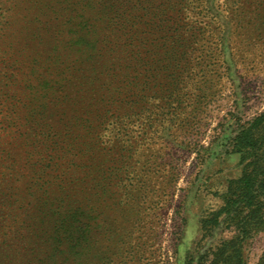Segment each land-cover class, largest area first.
<instances>
[{
    "label": "rangeland",
    "instance_id": "374dc122",
    "mask_svg": "<svg viewBox=\"0 0 264 264\" xmlns=\"http://www.w3.org/2000/svg\"><path fill=\"white\" fill-rule=\"evenodd\" d=\"M16 1L0 25V264H212L240 237L213 219L242 174L228 141L264 111V0H105L87 36L46 12L37 28ZM241 238L264 264V228Z\"/></svg>",
    "mask_w": 264,
    "mask_h": 264
},
{
    "label": "trees",
    "instance_id": "16d2710c",
    "mask_svg": "<svg viewBox=\"0 0 264 264\" xmlns=\"http://www.w3.org/2000/svg\"><path fill=\"white\" fill-rule=\"evenodd\" d=\"M36 6V14L30 19L37 28L41 23V13L60 17L63 21L75 24L79 33L87 36L98 27L107 16L105 0H31ZM185 1L192 5L199 0ZM18 1L4 0L0 5V25H8ZM21 1H19L20 3ZM111 3V2H110ZM182 4V3H181ZM6 5L7 9H3ZM183 5V4H182ZM185 5V4H184ZM183 5V6H184ZM187 7V6H185ZM194 7V6H193ZM115 8V7H113ZM195 9V8H193ZM10 12L9 14H7ZM118 15V10L112 11ZM107 15V16H106ZM231 154L240 156L241 177L230 182L224 197L222 208L215 214L213 222L223 216L228 222H234L240 237L222 244L215 254L212 264H245L239 246L249 230L264 228V111L251 122L243 126L228 141ZM227 249L230 253H228Z\"/></svg>",
    "mask_w": 264,
    "mask_h": 264
}]
</instances>
